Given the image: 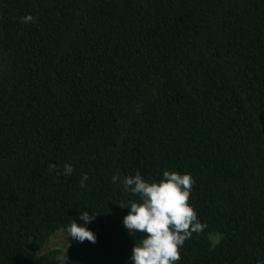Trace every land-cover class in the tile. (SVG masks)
I'll use <instances>...</instances> for the list:
<instances>
[{"label": "trees", "instance_id": "1", "mask_svg": "<svg viewBox=\"0 0 264 264\" xmlns=\"http://www.w3.org/2000/svg\"><path fill=\"white\" fill-rule=\"evenodd\" d=\"M165 170L207 225L176 264H264V0H0V264H132L122 181Z\"/></svg>", "mask_w": 264, "mask_h": 264}, {"label": "clouds", "instance_id": "2", "mask_svg": "<svg viewBox=\"0 0 264 264\" xmlns=\"http://www.w3.org/2000/svg\"><path fill=\"white\" fill-rule=\"evenodd\" d=\"M22 19L25 23L34 22L31 14ZM54 168L55 165H49L50 170ZM73 171V165L65 163L63 174L70 175ZM87 179V174H82L81 187ZM119 180V176H112L113 183ZM194 183L195 180L189 173L167 170L163 171L162 178L158 181L149 182L139 172L124 177V191L139 199L129 201L128 206L120 203L121 208L129 209L122 223L129 234H143L139 243L133 244L130 257L132 264H176L181 260L180 248L184 242L193 233H201L207 227L198 220L196 211L189 204ZM95 215L83 211L79 213L83 224H78L73 219L70 221L67 235L71 240L81 243L85 240L96 242L94 233L85 227V224L94 220Z\"/></svg>", "mask_w": 264, "mask_h": 264}, {"label": "rangeland", "instance_id": "3", "mask_svg": "<svg viewBox=\"0 0 264 264\" xmlns=\"http://www.w3.org/2000/svg\"><path fill=\"white\" fill-rule=\"evenodd\" d=\"M210 239L213 243H216L218 236L212 234L210 236ZM67 246L68 243L63 231L58 230L50 236V238L45 244L42 245L40 252L42 254L54 252L55 258L60 262H63L66 259L69 251V248Z\"/></svg>", "mask_w": 264, "mask_h": 264}]
</instances>
